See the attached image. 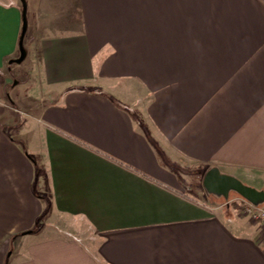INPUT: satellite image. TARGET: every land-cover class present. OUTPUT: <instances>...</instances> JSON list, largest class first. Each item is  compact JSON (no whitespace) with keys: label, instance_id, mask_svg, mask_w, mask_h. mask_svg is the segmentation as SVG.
Segmentation results:
<instances>
[{"label":"crops","instance_id":"obj_1","mask_svg":"<svg viewBox=\"0 0 264 264\" xmlns=\"http://www.w3.org/2000/svg\"><path fill=\"white\" fill-rule=\"evenodd\" d=\"M26 1L29 110L0 0V264H264L203 184L264 182V0Z\"/></svg>","mask_w":264,"mask_h":264},{"label":"rangeland","instance_id":"obj_2","mask_svg":"<svg viewBox=\"0 0 264 264\" xmlns=\"http://www.w3.org/2000/svg\"><path fill=\"white\" fill-rule=\"evenodd\" d=\"M23 64V63H22ZM13 64V68L11 69V78L9 80L8 85V92L10 93L14 105L17 107H20L25 110L32 109L34 106L33 104V97L34 92H36V86L34 84V81H32L31 74L34 73L33 69L30 68L29 63L27 64ZM25 65V66H24ZM257 181V180H256ZM256 181H249V183H253L254 185H250L249 183H246L250 186H254L257 189L264 190V182L258 180ZM211 195L216 198V203H222V207L225 208H232V210L237 209V211L245 214L244 212V205L246 204V199L241 196L240 194L236 193L235 191L229 192V197H225L223 195H215L214 193ZM259 205L264 206V203H260ZM252 219V218H251ZM252 221L258 224V222L254 219ZM260 228V226H259ZM261 230V228H260ZM263 232V230H261ZM264 233V232H263Z\"/></svg>","mask_w":264,"mask_h":264},{"label":"water","instance_id":"obj_3","mask_svg":"<svg viewBox=\"0 0 264 264\" xmlns=\"http://www.w3.org/2000/svg\"><path fill=\"white\" fill-rule=\"evenodd\" d=\"M22 8L24 23L21 31L22 35L19 41L20 55L19 57L15 58V60H12V63H22L27 58V50L25 48V45H23L24 37L26 35V30L28 26V8L26 0H22ZM203 184L205 185L207 190H209V192L214 193L216 195H223L228 198L229 192L235 191L252 204L259 205L260 203H264V190L257 189L254 186L252 187L230 174L227 175L221 173V171H219L217 167L208 170L204 177Z\"/></svg>","mask_w":264,"mask_h":264},{"label":"built area","instance_id":"obj_4","mask_svg":"<svg viewBox=\"0 0 264 264\" xmlns=\"http://www.w3.org/2000/svg\"><path fill=\"white\" fill-rule=\"evenodd\" d=\"M244 212L246 215H248L250 218L256 220L264 232V208H262L260 205L252 204L248 200H246V204L244 205ZM262 232L263 236L264 233Z\"/></svg>","mask_w":264,"mask_h":264}]
</instances>
